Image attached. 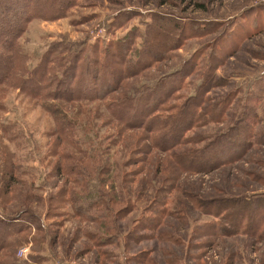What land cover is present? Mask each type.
<instances>
[{
    "label": "rangeland",
    "instance_id": "374dc122",
    "mask_svg": "<svg viewBox=\"0 0 264 264\" xmlns=\"http://www.w3.org/2000/svg\"><path fill=\"white\" fill-rule=\"evenodd\" d=\"M263 3L32 0L20 5L37 13L17 40L23 69L34 67L47 48L71 43L70 51L81 56L80 87L90 75L92 55L102 58L105 45L114 41L128 43L127 51L134 38L124 59L118 48L109 54H116V68L140 72L110 92L118 81L107 82L112 68L104 66L97 91L112 84L103 90L110 92L109 100L160 87L164 94L152 101L155 115L163 116L160 124L174 126L171 115L180 113L182 143L170 150L156 147L144 129L117 125L99 101L89 100L65 105L75 126L61 142L54 118L38 99L10 83L0 85V219L10 224L0 228V238L12 240L1 258L20 264H264ZM144 48L142 65H134L137 50ZM235 123L239 130L230 129ZM202 147L221 148L228 159L206 173L177 170L176 154ZM195 197L210 202L206 209L188 206ZM157 208L168 211L158 232L171 235V241L138 229L141 218ZM225 211L235 226L228 235L217 232L228 224L221 219ZM134 232L155 236L134 244Z\"/></svg>",
    "mask_w": 264,
    "mask_h": 264
},
{
    "label": "trees",
    "instance_id": "16d2710c",
    "mask_svg": "<svg viewBox=\"0 0 264 264\" xmlns=\"http://www.w3.org/2000/svg\"><path fill=\"white\" fill-rule=\"evenodd\" d=\"M26 2L28 4L32 2V0H15V4L9 2L8 0H4L1 4L0 85L10 83L13 87L18 88L21 92L31 95V97H34V99H38V101H40L41 103L40 105L42 106V108L54 118V131L57 134L56 140L67 142L68 139L66 138L71 136L74 130L75 122L73 121V119L66 117V113L63 110L65 105L72 104L77 101L89 100L92 102L99 101L98 105L103 106L107 109L109 115L112 117V121L114 120L117 125L120 124L122 126H125L126 128H130L132 126V128L144 129L147 134H149L148 137L150 138V141L154 142V140H156L155 142L158 144L156 147L168 145L169 147L167 149L170 150L182 143L178 136L182 132V125L176 122L178 120V117H180V113H174L171 115L173 118H175V123L173 122L174 126H166L165 124L167 123L160 124V120L161 118H163V116H161L160 114L155 115V112L158 110V108L154 106V102L152 101L153 99H156L157 96H162V94H164L163 90H160V87L148 90V92L146 93H144V90L142 92H136L135 90L133 94L123 93L120 98L114 97L109 98V100H105L107 99L106 97L110 92H114L120 88V85L125 81V79H129L130 77L135 76L140 72L133 67L131 69L126 67L116 68V64L118 63L114 60V58L117 56L115 53H111V55L109 54L112 47V49H115L116 52L118 50L117 53L121 54V56H123L122 58L124 59V57H126V55L128 54V51L131 49L130 45L133 44L134 38L129 43L127 51L124 47L128 45V43L120 44L119 41H114L109 45L108 43L105 45L104 56L102 58L100 56H97V53L96 55H92L90 59H88V61H90L89 65L91 67V72H89L90 75L89 77H87L81 87L80 83L77 81L76 74L81 56L76 55L70 51L69 45L71 43L62 48L61 46L63 44H58L54 47L47 48L38 63L29 71H25L23 69V59L22 55L20 54L17 40L24 32L26 23L32 17H35L37 15L36 11H30L29 8H20V5L25 4ZM68 5L69 3H66L63 6V9L65 10ZM198 6L201 7L202 4H198ZM13 9L15 10V13L13 14L14 16H12L13 18H9L8 13ZM252 12L256 14V9H254ZM1 24H3V28H1ZM116 48L118 49L116 50ZM91 49L93 48L91 47ZM133 50L134 52L136 51L135 48H132V51ZM150 50L153 51V55L154 50L151 49V47L150 49L148 48V52ZM144 51L145 48L142 50H137L138 56H140V58L139 60H135L132 62L134 65H142L143 62L140 63V61ZM105 56L107 57L105 58ZM108 56H111V59ZM122 65H125L124 60L122 61ZM104 66L112 68V70H109V73L106 72V74H109V76H107V82L109 81V77H111L113 79L112 83H117V81L118 83L113 88L109 87L112 84H104L100 87L101 92H99L97 91V87L99 86L97 85V80L101 76V73L104 75ZM87 69H89V67ZM23 72L25 73L20 75V73ZM204 83L205 82H202L199 85L197 89L198 91ZM108 87L110 92H108V90L103 91ZM207 91L208 88H204V93ZM197 94L198 93L196 92L194 95ZM135 103H138L139 106L134 107ZM216 108L218 107L214 106L211 113H213ZM193 113L194 112H192V114ZM212 121L218 120H215L214 118ZM167 128H169V131L165 130ZM240 128L242 129V127ZM185 129H187V127ZM230 129L239 130V125L236 124L235 126H231ZM231 130H229V132ZM151 132H154L156 134H153ZM150 133L152 134L151 137ZM167 135H170V138H173L174 140H170V143L168 141L165 142V140L170 139ZM144 147L147 148L146 150H149L147 142L146 144H144ZM209 148L205 149V147H202V149H189L176 154L175 158L176 160H178L177 170L181 168L185 171L191 170L196 173H206L223 165L224 162L228 159L227 157L223 156L225 151L221 148H211L218 149V151H212L211 149L209 150ZM216 153H220V156L216 155ZM64 173L69 174V169L66 168ZM86 197L87 196H85V198ZM73 200H75V196H72L70 199V201L72 202ZM157 201L159 202V200H156V204L158 203ZM188 202L189 205H187L191 207V209L193 208L199 211H201L203 207L206 209V207L210 203L208 201H200L196 197L193 200H189ZM228 212L230 213L231 211ZM234 213H237V210ZM167 214L168 211L165 210V208H157V210H153V215L144 216L141 218V221L138 222V229L141 228L144 231H155L156 234H158L156 236L161 237V239H163L164 241H171V235H169L168 233H163L162 235L161 232H158L160 231L158 227L160 226V224H163V219L161 220V216L166 217ZM222 215V221H224L225 223L226 221H228V224L223 225L221 227V231L217 232L220 234L228 235V233H232V230L230 228L235 226L229 224L231 218H228L226 211ZM5 225L10 224H6L3 220L0 219V228H2V226L5 227ZM24 228V226H20L19 230H23ZM130 235L134 236L133 239L131 238L134 244L136 242H139L140 240H148L155 236V234H135V232ZM2 237L3 238H0V264H20L15 260L10 261L1 258L4 256L2 250L12 245V240H8L6 235ZM136 255H134V257H136ZM6 257L10 258L11 255Z\"/></svg>",
    "mask_w": 264,
    "mask_h": 264
}]
</instances>
